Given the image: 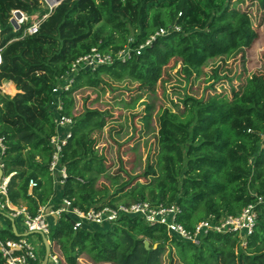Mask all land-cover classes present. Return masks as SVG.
<instances>
[{
    "label": "trees",
    "instance_id": "obj_1",
    "mask_svg": "<svg viewBox=\"0 0 264 264\" xmlns=\"http://www.w3.org/2000/svg\"><path fill=\"white\" fill-rule=\"evenodd\" d=\"M245 1L263 8L255 25L251 13L238 7ZM15 9L28 14L40 10L47 16L36 33L21 37L22 29L14 30L10 23ZM263 23L264 0H62L50 12L42 11L40 0H0V82L9 81L3 86L9 94L18 90L10 96L0 89L3 172L15 171L7 186L12 205L23 204L35 215L40 205H56L62 197L87 209L115 206L127 195L130 200L122 203L176 204L180 208L177 221L192 229L211 215H236L247 204L256 203L257 220L244 247L235 233H208L200 245H193L136 215L77 230L64 216L51 223L48 235L58 264H83L82 259L87 264H161L169 247L185 264H264V203L256 202L264 196V73L232 77V70L224 68L237 55L244 61ZM170 25L178 28L156 35L140 54L93 71L80 70L70 88L58 93L61 113L74 123L60 157L67 178L54 188L49 139L56 132L52 102L58 95L52 89L59 78L92 47L113 53L131 39V47L136 48ZM171 71L188 84L204 76L213 93L204 99L182 91L180 95L176 87L168 91ZM109 80L126 82V88L135 84L131 99L119 101L133 112L132 118L141 120L131 136L154 133V152L144 161L142 173L128 171L120 155L115 173H110L111 165L96 148L94 134L113 118L108 110L83 107L73 112L77 89L114 91L116 86ZM170 93L172 97H167ZM161 94L169 105L160 103L155 112ZM101 175L110 186L97 183ZM30 179L36 182L32 188ZM0 215L5 220L0 238L20 236L13 232L4 210ZM0 264H5L1 252Z\"/></svg>",
    "mask_w": 264,
    "mask_h": 264
},
{
    "label": "built area",
    "instance_id": "obj_2",
    "mask_svg": "<svg viewBox=\"0 0 264 264\" xmlns=\"http://www.w3.org/2000/svg\"><path fill=\"white\" fill-rule=\"evenodd\" d=\"M19 11V15L16 14ZM11 16L15 22L14 30L22 29L21 37L32 35L39 29L40 24L47 14L36 16L32 21L27 22V15L20 10H12ZM10 19V23H11ZM172 28L177 26H169L167 28H159L154 35L147 39L144 43L136 48L131 47V39L129 44L123 49L116 52H101L97 47H92L87 54L75 58L69 69L59 78L52 92L58 95L59 92L68 90L73 83L75 75L83 69L95 70L102 65H110L116 60H125L132 53L140 54V52L151 42L156 35L167 34ZM3 47L0 46V67L2 64ZM5 84L3 80L0 88ZM4 91V89H3ZM5 92V91H4ZM54 105V122L56 132L50 137L49 142L52 145V156L49 163V172L56 179L58 185H62L67 178L64 165L60 164L62 148L67 139L71 135V127L74 120L71 116L61 113L63 102L59 95L52 102ZM4 140L0 137V168L3 169L1 156L4 153ZM3 175L0 181V210H4L12 219L20 217L23 223L24 233L32 235L41 233L51 243L48 235L51 222L50 218H54L56 222L62 217H69L72 223V229L77 230L88 224H111L122 215L140 216L148 225H161L177 239L189 242L193 245H200L204 236L208 233H235L239 238L241 246L246 245L247 237L252 233L257 220L256 203L247 204L240 213L236 215L226 214L219 218L211 215L205 219L197 221L192 229H187L183 224L177 221V214L180 208L176 204L164 205L163 203H155L150 200H139L128 203H118L115 206L103 205L100 207L90 206L87 209H81L73 205L72 200L62 197L56 205L45 204L40 205L37 214L31 215L25 205H12L8 198L7 186L11 175ZM36 185L33 179L29 180V187ZM3 199V201H1ZM257 203H264V196L257 197ZM21 235L17 238H0V252L5 260V264H38L42 261V251L44 243L42 240L29 239V236ZM48 261L52 264H58L56 254L50 253Z\"/></svg>",
    "mask_w": 264,
    "mask_h": 264
},
{
    "label": "rangeland",
    "instance_id": "obj_3",
    "mask_svg": "<svg viewBox=\"0 0 264 264\" xmlns=\"http://www.w3.org/2000/svg\"><path fill=\"white\" fill-rule=\"evenodd\" d=\"M40 2H41L42 11L49 10V5H48V3L50 2L49 0H40ZM249 4H250L249 1H245L244 3H240L238 7L241 9H246L251 13L253 18V23L255 25L257 24V19H259V16L262 13L263 8H260L256 3H254V5H249ZM24 13L27 15L28 18L27 22H30L36 16L43 15L44 12L42 13L39 10L34 14H28L26 12ZM11 18L12 16L10 17V19ZM257 31L259 34L258 38L254 41L252 46L245 51L244 61L242 60L240 55H237L235 58L233 59L231 58L226 62L224 68L232 70V73H230L232 77L242 73H245L243 74V77L246 75H250L253 72L264 73V23L260 28H257ZM219 62L220 61L218 60L215 63H219ZM210 66L204 69V71H206L207 74L208 72L210 73ZM171 76H172L170 77L171 80L166 82L168 85V91L171 89V87H176L179 89L178 93L180 95H183L182 92H186L190 95L202 97L204 99H206L208 95H211L213 93L211 89L207 87L208 84L211 82H207L204 76L192 82L193 84L192 83L188 84L184 81H180L177 77L174 76V72L172 71H171ZM109 82L114 87L116 86V89L114 91H109L107 89L104 90L96 89V88L93 89L90 87H83L77 89L73 93L75 99V107L73 112L79 113L83 109V107L108 110L109 113L113 115V118L110 117L106 126L102 130L94 134V137L96 138V148L98 149L99 152L105 155L107 163L111 165L109 169L110 173H115V169H117L118 167L117 158L119 155L124 159L125 162L124 164L125 167L128 169V171H131L134 174L142 173L144 161L146 160L147 156L150 153L152 154L154 152L152 151L153 142H154V137H153L154 133L152 134L146 132H143V134L135 133L133 136H131L132 132H134L133 126H136V128L138 129L141 126V120L137 116L135 118L134 117L132 118L133 112L129 109L124 108L123 105L119 103V101L121 98L126 101H129L131 99V96L134 95L132 90H134L135 84L129 83L127 85L128 88L127 89L125 87L126 82H115L112 80H109ZM1 83L2 81L0 82V86ZM159 91L161 92L160 87H159ZM2 93L7 94L3 90ZM8 95L12 96L11 94ZM166 95L167 97L169 96L172 97L173 94L170 93ZM155 102H156L155 112L160 106V103L163 104V106L169 105L166 96H163L162 94L158 96V99ZM138 109H140V106H137L134 108V110L133 109L132 110L135 113H137ZM154 122H155L154 120L151 122L152 127L155 126L153 125L155 124ZM127 140H128L127 144L121 147L118 146L117 143H123ZM155 154H156V150H155ZM98 178L99 179L97 183H105L108 186H110L109 181L104 176L101 175ZM141 180L143 181L144 179ZM114 187L115 186H113L112 188L114 189ZM146 194L149 195L148 193ZM126 196H123L117 202L129 201L130 200L129 196L127 197ZM149 198L150 197H147V199ZM1 217L2 216L0 215V218ZM104 225L105 224H103L102 226ZM1 226L2 223H0V227ZM27 236H29V239H32V235H27ZM169 250L171 251L172 258L169 256V252H170ZM174 252H175L174 248L171 249L170 247L166 248L164 254H162L161 256V264H185V263H181L177 259V257L174 256ZM82 260H83V264H87L84 259Z\"/></svg>",
    "mask_w": 264,
    "mask_h": 264
},
{
    "label": "water",
    "instance_id": "obj_4",
    "mask_svg": "<svg viewBox=\"0 0 264 264\" xmlns=\"http://www.w3.org/2000/svg\"><path fill=\"white\" fill-rule=\"evenodd\" d=\"M61 1H62V0H58L57 2H54V3H51V4L48 3V5H49V12H50L55 6H57ZM16 14L19 15V11H16ZM11 24H12L13 26H15V22H14L13 19H11ZM3 175H4L3 169L0 168V181H1V178L3 177ZM10 219H11V221H13V219H12L11 217H10ZM12 230H13V232H14L15 234L20 235V236H21V235H27V234H28V233H17L14 224H12ZM39 234H40V235L42 236V238H43L44 250H45V254H44V257H43V260H42L41 264H47V262H48V256H49V254L51 253V245L49 244V242H48V240H47V238H46L45 236H43L41 233H39ZM144 245H145L146 248H148V247H149V242H148L147 240H145V241H144Z\"/></svg>",
    "mask_w": 264,
    "mask_h": 264
},
{
    "label": "crops",
    "instance_id": "obj_5",
    "mask_svg": "<svg viewBox=\"0 0 264 264\" xmlns=\"http://www.w3.org/2000/svg\"><path fill=\"white\" fill-rule=\"evenodd\" d=\"M3 81V80H2ZM5 82H9V81H7V80H4ZM10 82H12V81H10ZM12 84H14L13 82H12ZM2 86V85H1ZM14 86H15V84H14ZM16 88V87H15ZM2 90H3V87L1 88ZM18 90L16 89V91H15V93L17 92ZM7 93V92H6ZM15 93H13V94H11L12 96L15 94ZM7 94H9V93H7ZM51 175V174H50ZM51 179H52V184H53V187L54 188H56L57 187V183H56V179L53 177V175H51ZM20 205H23V204H20ZM4 214H5V216H7L8 218H9V220H10V222H11V228H12V224H14L15 225V228H16V231L17 230H19V233H24L23 232V230H24V227H23V223H22V220H21V218L20 217H17V218H13V221H11V219H10V216L4 211ZM49 220H50V222L51 223H55V221H54V218H50L49 217ZM0 223H2V226H4L5 225V220H4V218L3 217H1L0 218ZM1 226V227H2ZM32 239L34 240H42L43 241V238H42V236L39 234V233H35V234H32ZM50 245H51V243H50ZM43 260V259H42ZM42 262V261H41ZM41 264V263H40ZM47 264H52V263H49V261L47 262Z\"/></svg>",
    "mask_w": 264,
    "mask_h": 264
},
{
    "label": "bare ground",
    "instance_id": "obj_6",
    "mask_svg": "<svg viewBox=\"0 0 264 264\" xmlns=\"http://www.w3.org/2000/svg\"><path fill=\"white\" fill-rule=\"evenodd\" d=\"M49 1H50L49 3H54L56 0H49ZM57 1H58V0H57ZM57 1H56V2H57Z\"/></svg>",
    "mask_w": 264,
    "mask_h": 264
}]
</instances>
